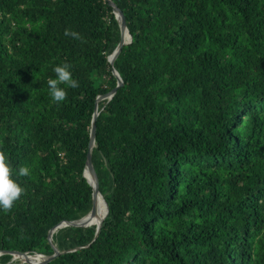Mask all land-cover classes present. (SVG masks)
Segmentation results:
<instances>
[{
    "label": "trees",
    "instance_id": "16d2710c",
    "mask_svg": "<svg viewBox=\"0 0 264 264\" xmlns=\"http://www.w3.org/2000/svg\"><path fill=\"white\" fill-rule=\"evenodd\" d=\"M112 1L132 41L96 123L109 212L99 234L54 232L48 264H264V0ZM120 39L107 0H0V151L25 189L0 212V252L53 256L49 231L92 211L91 125ZM62 63L78 87L56 103ZM15 260L0 255L39 263Z\"/></svg>",
    "mask_w": 264,
    "mask_h": 264
},
{
    "label": "water",
    "instance_id": "95a60500",
    "mask_svg": "<svg viewBox=\"0 0 264 264\" xmlns=\"http://www.w3.org/2000/svg\"><path fill=\"white\" fill-rule=\"evenodd\" d=\"M107 2L113 8L114 14L116 16V19H117L119 25H120V30H121L120 42H119L118 46L116 47L114 53L109 57V62L112 66V72H113V75L116 77L118 84L113 90H111L107 94L101 95L98 97L97 102H96L95 112H94L93 119H92L90 143H89V149H88V154H87V159H86L84 176L86 177L89 184L93 188V208H92V211L87 216H85L79 220H75V221H62L59 224H57L56 226H54L49 231V238L48 239H49L51 246L54 249V255L50 256V257H46L43 255H37V256L43 257V261L39 262L38 264H48L49 262H51L52 260H54L56 257H58L60 255L59 250L57 249V247L53 243V233L56 232L58 229H60L62 227H71V228H75L77 230H85V229H87L93 225H96L97 226V234H99L100 229L102 227V223H103L104 219L107 217L108 212H109L108 211V204H107L106 200L104 199V197L101 193L100 181H99V178L96 174V171H95V168L93 165V154H94V149L96 147V136H97V125H96V123L98 120V116L100 114L99 103L102 101H108V103L110 101H112L114 96L118 92V90L121 89L122 87H124V85H125L124 81L122 80V78H121L120 74L118 73L117 69L115 68V66H116L117 60L119 59V56H120L123 48L131 43L132 35L130 33V27H129L128 20H127L125 14L123 13V11L120 10L112 0H107ZM100 198H103L104 201L106 202L107 215L104 217V219L102 221L97 223V220H98L99 215H100L99 208L97 207V202ZM6 253L11 254L14 257H19V255H25V256L27 255V254H24L21 252H0V255L6 254ZM28 256L30 257V256H35V255H28Z\"/></svg>",
    "mask_w": 264,
    "mask_h": 264
},
{
    "label": "clouds",
    "instance_id": "9594fccd",
    "mask_svg": "<svg viewBox=\"0 0 264 264\" xmlns=\"http://www.w3.org/2000/svg\"><path fill=\"white\" fill-rule=\"evenodd\" d=\"M65 36L73 39H80V34L76 31L65 30ZM54 78L47 81L48 94L51 100L60 103L67 98V89L78 87L77 80L73 77L71 67L67 63L58 64L53 68ZM30 175L27 166L19 168L18 176ZM25 189L21 184L12 178V168L8 162L7 155L0 151V212H9L15 203L24 195ZM16 258V257H15Z\"/></svg>",
    "mask_w": 264,
    "mask_h": 264
},
{
    "label": "bare ground",
    "instance_id": "6f19581e",
    "mask_svg": "<svg viewBox=\"0 0 264 264\" xmlns=\"http://www.w3.org/2000/svg\"><path fill=\"white\" fill-rule=\"evenodd\" d=\"M97 207L99 208V218L97 220V223H99L100 221H102L104 219V217L107 214V205L106 202L104 201L103 198H100L97 202ZM20 260L24 261V262H41L43 261V257L41 256H28V255H19Z\"/></svg>",
    "mask_w": 264,
    "mask_h": 264
},
{
    "label": "rangeland",
    "instance_id": "374dc122",
    "mask_svg": "<svg viewBox=\"0 0 264 264\" xmlns=\"http://www.w3.org/2000/svg\"><path fill=\"white\" fill-rule=\"evenodd\" d=\"M35 256H37V255H35ZM16 260H20V258L16 257ZM16 260H15V261H16ZM20 261L22 262V260H20Z\"/></svg>",
    "mask_w": 264,
    "mask_h": 264
}]
</instances>
